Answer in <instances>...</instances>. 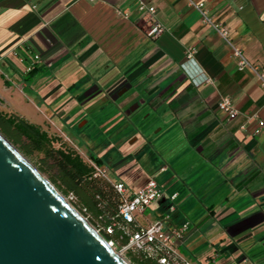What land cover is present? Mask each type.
Segmentation results:
<instances>
[{
  "label": "crops",
  "instance_id": "0c3cea01",
  "mask_svg": "<svg viewBox=\"0 0 264 264\" xmlns=\"http://www.w3.org/2000/svg\"><path fill=\"white\" fill-rule=\"evenodd\" d=\"M201 1L264 69V0ZM140 2L155 14L140 13ZM154 21L165 28L157 37L148 35ZM189 47L196 52L187 61ZM33 53L41 63L27 74ZM223 96L234 119L218 110ZM20 97L43 130L56 128L80 145L93 136L98 142L86 152L109 166L112 180L135 190L153 178L163 197L141 223L173 206L172 224H190L179 246L185 258L193 262L213 231L211 261L264 264V127L253 135L264 122V88L250 70L237 69L229 47L185 0H0V101L35 124L15 111ZM137 114L154 138L133 156L127 142L144 140L132 123ZM144 154L153 165L146 177L132 163Z\"/></svg>",
  "mask_w": 264,
  "mask_h": 264
},
{
  "label": "water",
  "instance_id": "95a60500",
  "mask_svg": "<svg viewBox=\"0 0 264 264\" xmlns=\"http://www.w3.org/2000/svg\"><path fill=\"white\" fill-rule=\"evenodd\" d=\"M0 264H127L1 133Z\"/></svg>",
  "mask_w": 264,
  "mask_h": 264
},
{
  "label": "built area",
  "instance_id": "2783aa9c",
  "mask_svg": "<svg viewBox=\"0 0 264 264\" xmlns=\"http://www.w3.org/2000/svg\"><path fill=\"white\" fill-rule=\"evenodd\" d=\"M93 1V0H90ZM186 4L196 10L200 15V22L208 26L216 33L229 47L231 56L235 61V65L239 71L250 70L257 77L259 85L264 88V69L255 63H251L244 55L240 46L234 44L230 39L229 28L222 22L218 21L209 10L205 3L201 0H185ZM140 13H146L150 16L155 14V8L152 5L140 2L138 7ZM165 30L164 26L158 21H154L148 35L151 37L159 36ZM25 42V41H23ZM195 48L189 47L185 50L186 60H191L195 54ZM13 55L17 53L13 51ZM20 61L24 59L20 58ZM41 63L40 55L33 53L25 66V73L29 74ZM182 68L186 70L185 64ZM188 76L196 85L195 78L189 73ZM205 82L212 83V80L205 79ZM2 105V102L0 101ZM218 110L226 115L228 119H234L237 116V110L232 104L229 97L223 96L217 103ZM264 127V122L258 120L253 130V135H258ZM87 163L92 168V175L96 178H102L110 182L119 199V213L127 222H136L139 229L136 231L127 229L125 234L127 242L125 245L116 246L114 242L107 241L109 246L127 263L134 264L128 254H141L144 257L156 259L159 264H193L191 260L185 258L179 252V246L184 242L186 233L190 229L189 222H184L180 226L171 222V216L174 211L170 206L168 211L154 221L146 224L141 223V219H145L144 212L154 203L162 199L163 192L157 182L150 178L144 185L133 190L130 186L119 180H112L110 170L106 166L97 165L91 159H87ZM175 195L170 196L173 200ZM68 202L73 200L72 194H68L65 198ZM97 230V229H96ZM108 233L112 232V228L106 229ZM99 232V230H97Z\"/></svg>",
  "mask_w": 264,
  "mask_h": 264
},
{
  "label": "trees",
  "instance_id": "16d2710c",
  "mask_svg": "<svg viewBox=\"0 0 264 264\" xmlns=\"http://www.w3.org/2000/svg\"><path fill=\"white\" fill-rule=\"evenodd\" d=\"M0 133L24 157L38 156L39 172L47 173L49 181L63 195L72 194L70 203L77 206L106 241H112L116 246L125 245L128 239L125 230L139 229L136 222H127L120 215L119 199L110 182L93 177L87 161L67 148L60 138L49 135L40 126L15 113L2 110ZM88 158L97 165L101 163L91 152ZM108 227L112 228L111 233L106 231ZM128 256L134 264H159L156 259L141 254L129 253Z\"/></svg>",
  "mask_w": 264,
  "mask_h": 264
},
{
  "label": "rangeland",
  "instance_id": "374dc122",
  "mask_svg": "<svg viewBox=\"0 0 264 264\" xmlns=\"http://www.w3.org/2000/svg\"><path fill=\"white\" fill-rule=\"evenodd\" d=\"M6 99H9L6 95H3ZM29 97L32 98L31 95H29ZM10 100V99H9ZM18 103L20 104L18 106V108H16V112L20 115H25L29 120L32 119V121L39 125L40 127H44V123L43 121L41 120L42 118L36 114V111L35 109L32 107V105H30V103L26 102V100L22 97H20V99H18ZM0 110L4 111V112H7V109L4 107V105L0 104ZM28 113L30 114L31 113V116L28 115ZM140 117H145L144 115H141V114H137V115H133L131 118H132V123H133V126L139 122V125L136 126V131L138 133V136L142 135L144 137V140L139 142L136 141V142H133V144H129V141L133 140L134 137L129 140L126 144L125 147L127 148H130V154H133L134 156V152L136 150H138L142 145L143 143H147L148 141L150 143V146L153 144V131L149 130L148 129V126H146V122L145 119H143V124L142 125V121H137L138 118ZM48 134L49 135H54V136H57L58 138H60L61 142L64 143V145L77 152L82 158L84 161H87L88 159V154L86 151H88V149L90 147H93L92 145H94L95 143H97L98 141H95L93 139V136L91 137V139H93L91 142V139L88 138V140L86 139L85 142H83L82 145L79 144V141L76 140V142L72 139V138H66L64 136V134L62 132H60L59 130H57L56 128H52V129H48L47 130ZM94 133L96 135H101V134H105L107 132L103 131V132H100V131H94ZM92 135H93V132H92ZM145 141V142H144ZM80 145V147L78 146ZM56 147L58 146V144L55 145ZM150 149V148H149ZM27 159V161L32 164L37 170L38 168L40 167L39 165V159H38V156H32V157H25ZM133 159H131L130 161H134L135 157H132ZM107 163L108 165H112V161L110 160H107ZM133 164H138V168H140V172L142 174V176L146 177L147 175H149V173H151L152 171V163L148 157L147 154H144L140 157H138L137 161L136 162H132ZM109 167V166H107ZM47 180H49V175L45 172H42L41 173ZM123 180H125L126 182H129V183H132L131 180L129 178H126L124 177ZM54 186V185H53ZM55 187V186H54ZM56 188V187H55ZM57 189V188H56ZM58 190V189H57ZM59 191V190H58ZM60 192V191H59ZM61 193V192H60ZM61 195H63L61 193ZM63 197H67V195H63ZM78 212H79V209L77 208V206H74L73 204H71ZM84 218H86L85 215H83L81 212H79ZM146 215V217H148V219H151L152 218V211L150 209H146L145 212H144V216ZM87 219V218H86ZM87 221L89 222V220L87 219ZM141 221L143 222V220L141 219ZM90 223V222H89ZM201 239H203V242L199 243L196 247V253H195V257H194V260H193V264H239L237 262V259L235 258H229V262L227 261L226 258L222 257V258H219L217 259L216 261H211V257L214 255V251H215V246H216V241H217V238L215 237L214 235V232H210L208 234H206L205 236H203ZM212 241L215 242L214 244H212ZM180 252V251H179Z\"/></svg>",
  "mask_w": 264,
  "mask_h": 264
}]
</instances>
